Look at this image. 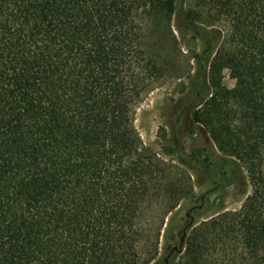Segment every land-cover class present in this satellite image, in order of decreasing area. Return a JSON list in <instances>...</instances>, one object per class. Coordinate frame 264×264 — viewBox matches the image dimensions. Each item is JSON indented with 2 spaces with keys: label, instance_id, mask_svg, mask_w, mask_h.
<instances>
[{
  "label": "trees",
  "instance_id": "16d2710c",
  "mask_svg": "<svg viewBox=\"0 0 264 264\" xmlns=\"http://www.w3.org/2000/svg\"><path fill=\"white\" fill-rule=\"evenodd\" d=\"M187 1L0 0V264L157 263L160 227L145 216L160 161L135 120L164 73L149 46L159 10L228 27L189 120L248 189L205 222L212 240L193 238L188 260L211 242L227 264H264V0H193L206 14Z\"/></svg>",
  "mask_w": 264,
  "mask_h": 264
},
{
  "label": "rangeland",
  "instance_id": "374dc122",
  "mask_svg": "<svg viewBox=\"0 0 264 264\" xmlns=\"http://www.w3.org/2000/svg\"><path fill=\"white\" fill-rule=\"evenodd\" d=\"M184 9L207 12L193 0ZM211 24L197 19L198 28L188 27L177 15L169 18L159 10L149 26L150 52L164 73L137 109L135 123L147 153L160 161L162 188L145 216L152 229L160 227L156 264H164L166 257V264H193L187 257L191 240H212L205 222L238 210L248 191L242 166L218 151L204 128L189 120L209 95L210 62L228 28L222 21ZM223 83L234 86L227 71ZM222 246L204 242L198 264H227Z\"/></svg>",
  "mask_w": 264,
  "mask_h": 264
}]
</instances>
